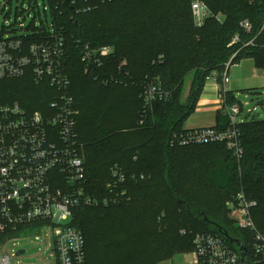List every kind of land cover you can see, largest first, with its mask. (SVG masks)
<instances>
[{
	"label": "trees",
	"instance_id": "16d2710c",
	"mask_svg": "<svg viewBox=\"0 0 264 264\" xmlns=\"http://www.w3.org/2000/svg\"><path fill=\"white\" fill-rule=\"evenodd\" d=\"M48 1L53 28L44 22L38 28L35 16L25 30L31 42L51 28L66 38L85 191L105 197L114 165L129 176L128 202L74 210L71 225L85 238L87 264H161L193 251L196 233L227 234L250 249V234L230 220L225 202L243 189L257 203L252 216L264 233V117L240 124L239 160L224 144L172 148L169 140L185 131L213 73L249 58L264 69V0H201L212 13L202 27L194 24L193 0H113L89 13L67 0ZM246 20L250 32L242 26ZM78 42L115 52L104 68L86 74ZM112 76L121 81L106 82ZM150 81L160 82L168 97L144 115L142 90ZM55 94L30 77L0 81V106L18 102L45 112ZM224 99V105L239 102L229 91ZM216 127H228L225 113L219 112ZM12 234L0 233V243Z\"/></svg>",
	"mask_w": 264,
	"mask_h": 264
},
{
	"label": "built area",
	"instance_id": "2783aa9c",
	"mask_svg": "<svg viewBox=\"0 0 264 264\" xmlns=\"http://www.w3.org/2000/svg\"><path fill=\"white\" fill-rule=\"evenodd\" d=\"M113 0H70L77 12L89 13L100 5ZM12 5V4H11ZM0 81L30 77L39 86L50 85L56 94L45 112L30 111L18 102L0 106V233L12 234L29 227L44 225L54 239L56 264H87L86 242L82 232L71 225L74 210L78 207L118 206L128 202L127 183L129 176L119 165L110 169V181L106 186L107 195L101 199L89 196L84 188L86 167L77 142V118L80 114L71 95V78L67 72L66 38L52 29L40 41L31 42L27 35H14L17 29L25 30L21 20L25 10L16 9L15 19L10 22L12 11L5 13L6 3H0ZM48 11V7H44ZM193 21L202 27L212 16L207 5L201 0L191 4ZM219 20L222 17H218ZM250 32L249 21L242 23ZM53 31V32H52ZM238 41L236 37L233 41ZM80 44L81 62L86 74L105 67L106 61L114 54V48L103 46L92 48ZM126 65L123 62L120 65ZM225 71L218 75L224 85ZM109 81L121 80L112 76ZM224 89V95L226 93ZM168 93L160 82H146L142 90L145 103L143 114L150 111L155 102L164 100ZM241 102L225 105L228 127L185 130L173 134L169 146L194 147L209 144H224L239 160L242 157L240 124L250 119L239 120L244 106ZM253 110H249V115ZM254 117V115H253ZM142 124L143 121H140ZM144 179V175L130 176V179ZM257 206L240 190L226 204L230 220L240 230L250 234L248 252L250 264H264V233L258 230L252 216ZM186 234V231H181ZM229 240L211 233H196L194 250L189 252L188 264H241L240 253L232 249ZM4 253L0 264H12V258Z\"/></svg>",
	"mask_w": 264,
	"mask_h": 264
},
{
	"label": "rangeland",
	"instance_id": "374dc122",
	"mask_svg": "<svg viewBox=\"0 0 264 264\" xmlns=\"http://www.w3.org/2000/svg\"><path fill=\"white\" fill-rule=\"evenodd\" d=\"M9 1L10 0H0V3H6L7 9L5 13H8L9 10L12 11L11 23H13L15 19L16 9L19 8V11L22 9L25 10V14L21 18L25 26L31 24L35 16H37L35 21L38 28L41 27L42 22L46 25H52L53 16L48 0H11L12 5L9 4ZM45 5L48 7L47 12L44 11ZM0 11L3 12L4 7L0 8ZM14 35H27V31L17 29L16 33L9 34L10 37ZM190 79L191 75L187 81L185 95L188 94ZM253 93L254 94L249 95L247 98L245 94L237 93L236 97L242 104L248 103L247 106H244L243 113L239 120L252 119L255 113H259L261 118L264 117V90L256 89ZM249 110H253V114L249 115ZM225 204L227 203L225 202ZM49 232L48 227L37 225L25 227L10 235L3 244L0 243V260L4 253L13 256L17 255L20 251H25V253L18 258H12V264H56V258L54 256V239L49 236ZM188 256V253H180L161 264H188Z\"/></svg>",
	"mask_w": 264,
	"mask_h": 264
},
{
	"label": "crops",
	"instance_id": "0c3cea01",
	"mask_svg": "<svg viewBox=\"0 0 264 264\" xmlns=\"http://www.w3.org/2000/svg\"><path fill=\"white\" fill-rule=\"evenodd\" d=\"M224 89L231 92L236 99L237 93H243L245 90H264V69L258 68L254 59H244L230 66L225 85L218 81V73H213L205 83L194 113L184 124L185 130L217 126L219 112L225 113ZM243 94L246 98L249 97V94Z\"/></svg>",
	"mask_w": 264,
	"mask_h": 264
},
{
	"label": "water",
	"instance_id": "95a60500",
	"mask_svg": "<svg viewBox=\"0 0 264 264\" xmlns=\"http://www.w3.org/2000/svg\"><path fill=\"white\" fill-rule=\"evenodd\" d=\"M67 1H70V0H67ZM254 117L256 118V120L261 119V116L259 113H255ZM224 236L225 238L229 240L230 243H234L238 246L239 253L241 256V264H250V255H249L247 247L243 244V242L238 239H233L229 237L227 234H225ZM24 253L25 251H20L18 252V255H22Z\"/></svg>",
	"mask_w": 264,
	"mask_h": 264
}]
</instances>
